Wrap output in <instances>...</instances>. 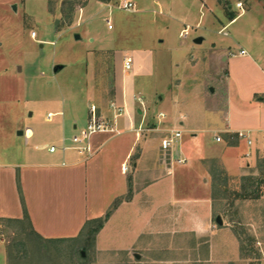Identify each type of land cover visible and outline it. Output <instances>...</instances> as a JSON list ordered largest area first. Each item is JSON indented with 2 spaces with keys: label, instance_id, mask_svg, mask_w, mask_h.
<instances>
[{
  "label": "rangeland",
  "instance_id": "obj_1",
  "mask_svg": "<svg viewBox=\"0 0 264 264\" xmlns=\"http://www.w3.org/2000/svg\"><path fill=\"white\" fill-rule=\"evenodd\" d=\"M132 1L136 12L108 8L116 0L106 4L76 0L70 21L61 15L63 0H0V144L14 152L3 157L6 161L20 157L26 140L19 135L28 128L33 131L30 145L44 153L56 141L50 125L62 119L52 114L49 120V112L86 119L94 97L111 99L115 64L112 54L104 56L98 47L102 44L134 58L133 69L125 73V90L135 115L143 103L145 116L160 125L168 120L159 116L165 111L167 118L184 116L187 125L200 128L197 138L185 131L178 145L181 156L188 159L178 170L189 173L168 178L167 182L176 181V190L169 182L168 188L147 189V197L140 194L133 205L114 201L110 213L123 206L97 234L90 229L99 223L87 226V222L77 237L49 243L46 251L44 245L32 244L17 232L1 230L2 237L12 249L15 246L20 264H264V170L260 168L264 131H250V146L247 140L229 141L223 136L217 142L220 133L206 131L224 128L225 117L218 108L222 96L233 88L217 56L229 47L235 52L246 48L264 66V0ZM108 17L112 26L106 24ZM76 33L82 41H76ZM200 37L203 43L195 44ZM57 65L63 70L55 74ZM218 86L222 93L212 94L210 89ZM249 164L253 167L245 176H235ZM210 170L214 216L223 215L226 221L221 227L231 232L217 227L209 236L181 232L172 236L164 231L150 236L144 228L151 223V210L175 199L202 200ZM116 172L119 180H125L120 170ZM220 177L226 194L214 187ZM242 186L258 189L254 199H237L236 192L244 195ZM21 244L23 250L17 247Z\"/></svg>",
  "mask_w": 264,
  "mask_h": 264
},
{
  "label": "crops",
  "instance_id": "obj_2",
  "mask_svg": "<svg viewBox=\"0 0 264 264\" xmlns=\"http://www.w3.org/2000/svg\"><path fill=\"white\" fill-rule=\"evenodd\" d=\"M105 21L112 26L109 17ZM76 34L81 36L80 33ZM222 34L227 35L224 31ZM79 41H82V36L77 42ZM95 41L91 40L92 43ZM98 47H101L104 56L112 54L115 64V84L111 90V99H106V96L94 97L86 119L78 114L74 118H67L64 111L49 112L62 116V119L50 125V132L56 141L44 153L30 145L33 136L30 128L19 135L24 136L26 141L17 159L4 160L3 156L13 155L14 152H8L0 144V264H20L10 258L12 247L2 237L1 230L24 235L27 227L23 223L25 211L32 230L43 239H72L80 234L87 222L105 217L114 201L122 200L124 205H133L140 194L147 197V189L153 188L156 191L168 188L169 182L172 190H176V181L167 182L168 178L177 172L182 175L189 173L186 171L189 169L178 170L188 162V159L181 156L180 146L179 149L177 145L174 150L164 152L161 144L171 130H180L183 134L186 131L192 134V138H197L200 128L195 124L187 125L184 116L175 120L167 118L168 113L165 111L160 114L164 115L162 119L169 121L160 125L145 116L143 103L140 104L142 107L139 114L135 115L129 106L125 90V73L130 71L125 68L126 60L132 58L134 62V58L122 54V50L112 46L99 44ZM229 48L223 56H217V60L223 65V76L228 85L233 87H229V94L225 98L222 96V105L218 108L225 117V126L220 130L212 127L206 130L211 133L219 132L220 137L225 138L237 131H264V66L246 48H240L239 52ZM242 51L246 54L242 55ZM103 59L106 60L105 57ZM209 88L207 85L206 90ZM210 91L212 94L222 93V88L213 87ZM139 100L142 99L138 98ZM160 101L163 103L164 99L160 98ZM92 107L96 108L100 118H107L116 125V131L92 135L87 143V152L68 149L62 153L60 148L64 144L73 147L71 138L90 121ZM123 112L126 114L122 115ZM228 140H232L231 136ZM51 147H57V152L51 153ZM260 151L258 150L257 155ZM179 159H185L186 163L179 164ZM124 167L128 168L126 172L123 171ZM252 167L249 164L246 168H241L240 173L235 176H245ZM119 170L125 180L118 179L116 171ZM212 173L210 170L206 174L208 178L204 181L205 194L202 200L175 199L174 202L159 203L151 210V223L144 228L146 231L150 230V236L154 232L162 234L163 231L173 234L172 236L176 232L209 236L217 227L231 232L216 223L218 216H214L209 184ZM123 204L111 213L107 226L116 218ZM223 221L226 220L223 218ZM175 222H178L177 228H174ZM210 249L213 253V244ZM128 250L130 248L125 251Z\"/></svg>",
  "mask_w": 264,
  "mask_h": 264
},
{
  "label": "built area",
  "instance_id": "obj_3",
  "mask_svg": "<svg viewBox=\"0 0 264 264\" xmlns=\"http://www.w3.org/2000/svg\"><path fill=\"white\" fill-rule=\"evenodd\" d=\"M116 8L125 12H136V4L132 0H116V3L114 5L108 6V8ZM36 34H33V38H35ZM242 55H245L246 52L242 51ZM133 65V59L128 58L126 60L125 68L126 70H131ZM52 117V114L49 115V118ZM160 117L163 118L164 115L160 114ZM114 132L116 131V125L112 124V122L108 119L100 118L97 115V110L95 107L91 108V119L86 125L85 128L81 129L77 132V134L71 138L73 147H68L66 144H64L60 150L62 153H65L68 149H75L79 151L80 153L87 152L89 150V147L87 146V143L92 135L97 133H103V132ZM142 131V130H140ZM148 131V130H147ZM152 131V130H149ZM250 131H237L230 133L232 140H247L248 145H252V141L249 139ZM183 137V131L180 130H171L168 132V136L162 140V150L164 152H170L174 150L177 145H180L181 139ZM217 142H221L222 138L218 136L216 138ZM57 147H51L50 152L56 153ZM179 164L186 163L185 159H179ZM128 170L127 167H124L123 171L126 172Z\"/></svg>",
  "mask_w": 264,
  "mask_h": 264
},
{
  "label": "trees",
  "instance_id": "obj_4",
  "mask_svg": "<svg viewBox=\"0 0 264 264\" xmlns=\"http://www.w3.org/2000/svg\"><path fill=\"white\" fill-rule=\"evenodd\" d=\"M57 1V0H56ZM78 1V0H77ZM98 1H100L102 4H106L107 2H109L110 0H98ZM75 7H76V0H63V6H62V8H61V15H63V17H66L67 19H69L70 21L74 18V12H75ZM231 19H233L234 18V14H230V16H229ZM227 139H230V136H227L226 137ZM260 168H261V170H264V162H263V164H261L260 165ZM221 177H223V176H221ZM220 177V179L219 180H217L216 182H215V185L216 186H214L215 187V189L217 190L218 188L219 189H223V190H225L224 191V194H226L227 193V187H226V185L225 184H223V183H221V178ZM243 179V181L245 180V181H247L246 179H244V178H242ZM220 181V182H219ZM249 181V180H248ZM217 182H219V183H217ZM261 184L262 183H259L258 185H259V188H261ZM242 188H243V191H244V195L242 196V195H240V193H238V192H236L235 194H236V196H237V199H254L253 197H254V195L255 194H257L256 192L258 191V189L257 190H252V189H250L251 188V186H242ZM224 198H226V197H224ZM219 215H221V214H219ZM111 216V213L110 212H108V214L105 216V218L104 219H96V220H92V221H89L88 223H87V226L88 225H90L91 223H93V222H98L99 223V225H98V227L97 228H95V229H90V233H92V234H97V232H98V230H100V229H102L103 228V225H104V223H105V220H108L109 219V217ZM222 217H223V215H221ZM23 223L24 224H26V231H25V236L27 237V239L32 243V244H38V245H44L43 246V250L44 251H46L48 248H49V246H48V244L49 243H54V242H62V241H65V240H46V239H43L41 236H39L36 232H34V230H32V227L30 226V219H29V216H28V214L26 213V211H25V217H24V220H23ZM36 245H34V247L36 248ZM11 247V246H10ZM17 247H22V249L21 250H23V245L21 244V245H17ZM18 249V248H17ZM16 249V250H17ZM25 249V248H24ZM20 250V249H19ZM18 250V251H19ZM12 252H10V258L12 259V260H15V261H17V259H16V257H15V255H16V251H15V246L13 247V249L11 250ZM18 262V261H17Z\"/></svg>",
  "mask_w": 264,
  "mask_h": 264
},
{
  "label": "water",
  "instance_id": "obj_5",
  "mask_svg": "<svg viewBox=\"0 0 264 264\" xmlns=\"http://www.w3.org/2000/svg\"><path fill=\"white\" fill-rule=\"evenodd\" d=\"M75 39L78 41V40L81 39V36H80L79 34H75ZM202 42H203V38H198V39L195 40V43H196V44H201ZM62 70H63V66H61V65H57V66L54 68V73H55V74H58V73H59L60 71H62ZM216 223H217V225H219V226H223V225H224V222H223L221 216H218V217L216 218ZM137 259H139L138 256H137Z\"/></svg>",
  "mask_w": 264,
  "mask_h": 264
}]
</instances>
